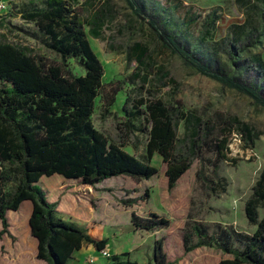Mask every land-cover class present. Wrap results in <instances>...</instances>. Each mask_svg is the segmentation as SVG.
Here are the masks:
<instances>
[{"label":"trees","instance_id":"trees-1","mask_svg":"<svg viewBox=\"0 0 264 264\" xmlns=\"http://www.w3.org/2000/svg\"><path fill=\"white\" fill-rule=\"evenodd\" d=\"M127 2L133 14L147 23L174 55L203 76L250 97L264 108L262 87L215 70L209 53L203 51L196 55L188 49L190 42L183 35V27L191 29L196 23L192 7L179 0H167L165 4L158 1V4L153 2L156 14H151L142 0ZM30 6L22 10V19L37 26L44 45L62 62H50L32 54L29 48L0 36V221L3 225L0 240L9 234L8 212L18 211L22 203L29 200L34 206L30 218L32 235L39 242L37 258L47 264H69L84 246L94 245L102 251L107 241L96 240L86 230L64 220L58 211L59 203L48 200V191L41 186V180L59 175L85 186H96L120 176L136 181L150 180L157 175L158 169L124 150L123 145L110 142L94 126L96 100L105 88V68L73 5L66 0H46L43 6ZM209 19V24L214 25L215 12ZM92 32L95 38L101 36L99 31ZM209 34L204 30L201 42L195 45L203 44ZM138 51L142 57L147 48L140 47ZM70 59L85 70V75L77 76L69 69ZM113 99L108 101L109 106L113 105ZM141 104L146 106V111L138 114L145 116L151 126L147 158L151 160L156 154L163 158L169 191L177 187L200 153L209 147L216 155L213 164L216 180L210 181L208 189L210 195L217 196L215 187L221 182L220 164L236 162L228 156L232 126L218 128L216 123L190 117L181 106L175 107L160 99L141 101ZM182 120L187 130L183 138L178 132ZM239 127L246 147L254 148L259 136L247 125L239 123ZM197 178L203 179L202 174L197 173ZM221 193H227L225 187ZM147 198L148 194L141 200ZM137 203L138 200L124 201L128 206ZM244 210L249 223L256 227L252 235L222 226L211 234L207 227L199 224L187 232V224L185 252L210 248L225 256L219 264H264V213L261 216V211L264 212V167ZM131 223L135 230L143 231L165 230L172 224L170 219L155 213L145 218L133 213ZM166 241V237L156 241L152 257L145 264H174L165 251ZM109 264L141 263L131 260L130 254L125 253L113 256Z\"/></svg>","mask_w":264,"mask_h":264},{"label":"rangeland","instance_id":"rangeland-1","mask_svg":"<svg viewBox=\"0 0 264 264\" xmlns=\"http://www.w3.org/2000/svg\"><path fill=\"white\" fill-rule=\"evenodd\" d=\"M45 1L18 0L9 14L0 15V36L29 48L34 55L60 64L61 58L44 45L37 26L21 17L23 9L31 7V4L43 6ZM66 1L79 13L91 46L105 68V88L96 100L92 117L94 126L110 142L123 145L124 150L158 169L157 175L150 180L136 181L120 176L108 179L98 186L76 190L75 193L94 205L96 213L106 215V219L111 214L116 216L123 228L110 234L105 226H99L96 228V235L110 236V247L114 252L115 248L117 252L120 247L128 248L127 245L136 232L129 225L132 214L145 218L154 213V204L150 201L153 195L168 213L161 217L174 218L172 229H165L169 231L160 235L161 238H167L172 259L182 254V264H218L225 256L214 249L185 252L186 226L188 224L187 232L195 224L207 227L211 234L218 232L219 226L234 229L244 235L255 232L256 227L249 223L244 207L264 167V108L250 97L203 76L174 55L148 24L133 14L127 0ZM142 1L151 14H156L153 2L165 4L167 0ZM179 1L192 7L196 17V23L191 29L183 27V35L190 42L188 49L196 55L203 51L209 53L215 70L219 69L246 83L258 85L264 93V0ZM214 12L215 24L211 26L209 16ZM206 29L210 34L204 43L195 45L201 42V33ZM92 31H99L101 36L95 38ZM140 47L147 48V53L142 57L138 51ZM238 64L241 65L240 68ZM68 65L75 75H85V70L75 60L70 59ZM112 98L113 105L109 106L108 101ZM155 99L175 107L181 106L190 117L216 123L218 128L232 126L228 156L236 162L224 161L220 164L221 182L215 187L217 196L222 194L223 187L226 188V194L220 197L210 195V181L216 180L213 176L216 155L209 147H205L200 153L177 187L169 191L167 167L163 158L158 154L151 160L147 158L151 126L145 116L138 114L146 111V106L141 101ZM239 123L251 127L259 136L254 148L246 147ZM178 132L182 138L187 134L185 120L181 121ZM197 173H201L203 179H198ZM61 178L59 175L43 178L44 186L51 188ZM93 192L100 199H93ZM147 194L149 198L141 200ZM130 200H138V203L131 206L124 204V201ZM66 204L71 213L75 211L84 216L89 213L85 207L78 210L75 204ZM263 213L261 211V216ZM106 223L108 222L105 221L104 224ZM196 241L194 238V242ZM0 258V264H10L9 261L5 263L1 256ZM13 259L17 260L16 257Z\"/></svg>","mask_w":264,"mask_h":264},{"label":"crops","instance_id":"crops-1","mask_svg":"<svg viewBox=\"0 0 264 264\" xmlns=\"http://www.w3.org/2000/svg\"><path fill=\"white\" fill-rule=\"evenodd\" d=\"M41 185H43L42 187L48 191V200L50 202L59 203L58 211L60 213V216L64 220L72 222L80 228L86 230L88 235H90L92 238L96 240H106L107 244L105 249L110 251L112 256H121L125 253H130L131 260L137 261L141 264H145L151 259L155 243L157 240L161 239L160 235L163 232H168L170 229H172L174 218L166 217L170 219L172 223L168 231L136 230V232H134V235H132L133 240H131L129 245H127L128 248L120 247L118 248L120 250L119 252H117V248H115L116 252H114V249L110 247V236H97L95 233L96 228L99 226H105L110 234L114 230L121 231V229L123 228L117 222L116 216H113L111 214L109 219H106V215L96 213L94 205L89 200H87L86 198H81L77 193H75L77 189H82V187L87 186L82 185L74 180H66L64 177L61 178V181H59L57 185H52L51 188H47L44 186L43 179L41 180ZM98 185L99 184H97L96 186ZM95 194L96 193L94 192L92 193L93 199H100V197ZM150 199L152 204H154L155 209H153V211L155 214L159 216H163L164 214L166 216L168 215V213L164 211L163 204H160L157 197L152 195ZM66 202L70 203L71 205L75 204L78 210H80L82 207H85L89 211V213L84 216L83 214H78L70 209V211H72L71 213L67 208ZM33 208V203L28 200L22 203L18 211L8 212L7 218L10 225L9 234H5L0 240V256L3 258L2 260L5 263L9 261L10 264H47L45 261L39 260L37 258L39 242L38 239H36L32 235L30 226V218L33 212ZM181 208L182 205L181 207H179V211L181 210ZM65 213L66 215H64ZM105 221L108 223L104 224ZM129 225H131V227H133V230H135L131 222H129ZM180 227L182 228V224ZM2 229L3 225L2 227H0V231ZM114 236H117V234H115ZM165 251L168 255L169 261L174 264H182V254L175 259H172V257L170 256L167 241ZM15 257L17 259L16 261H14L13 259ZM91 259H94L95 261L93 264H109V259L103 257L101 251L97 250L94 245L84 246L82 249L76 252L73 260L69 264H91Z\"/></svg>","mask_w":264,"mask_h":264},{"label":"built area","instance_id":"built-area-1","mask_svg":"<svg viewBox=\"0 0 264 264\" xmlns=\"http://www.w3.org/2000/svg\"><path fill=\"white\" fill-rule=\"evenodd\" d=\"M18 0H1L0 1V15H7L9 11L17 4ZM101 254L106 259H111L113 256L110 251L104 249L101 251ZM95 261L94 259L90 260V263L93 264Z\"/></svg>","mask_w":264,"mask_h":264}]
</instances>
